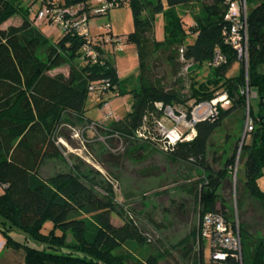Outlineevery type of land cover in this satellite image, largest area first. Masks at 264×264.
Returning <instances> with one entry per match:
<instances>
[{
  "label": "trees",
  "instance_id": "16d2710c",
  "mask_svg": "<svg viewBox=\"0 0 264 264\" xmlns=\"http://www.w3.org/2000/svg\"><path fill=\"white\" fill-rule=\"evenodd\" d=\"M55 8L78 7V20L88 22L102 15L92 14L94 0H53ZM113 7L128 5L133 29L124 39L107 32L111 46L130 45L135 48L138 73L137 89H129V112L105 129L103 134L116 135L125 150L144 149V145L160 149L173 162L191 164L203 173V179L192 184L198 206L199 223L193 236L199 243L197 264H264V239L250 242L248 235L236 226L233 213L227 214L218 190L235 166L239 149L243 156L241 190L249 197L264 200L257 179L264 165V0H245L247 13L245 32L246 59H239L226 41L232 22L226 19L229 6L224 0H110ZM183 7L192 17L187 25L177 17L174 9ZM32 3L27 0H0V27L13 16H19V27L0 28V236L3 247L22 250L25 264H135L123 254H117L126 243H147L142 231L130 219L116 226L111 216L122 217L111 188H99L92 179L74 170L59 172L43 178L40 169L47 159H56L60 152L56 145L57 132L64 117H83L88 96L112 92L120 96L127 92L117 76L111 55L100 44L93 45L89 34H79L74 27L59 32L50 42L28 20ZM51 8V7H50ZM165 17L164 39L153 37V19ZM69 19L68 16L64 17ZM193 36L191 44L184 40ZM101 42L104 39H99ZM89 45L96 53L95 60L85 56L82 49ZM41 50V51H40ZM222 61L214 65L215 57ZM192 67L205 68L210 77L197 81L193 77L188 94L165 89L162 79L155 78L158 62L170 68L179 61ZM238 71L228 76L231 67ZM68 65L66 75L49 72ZM255 88L260 100L259 111L249 116L254 129L249 140L241 144L242 132L231 155L212 157L213 164H221L215 171L207 161L210 141L223 122L241 112L244 121L246 100L241 90ZM93 88V91H90ZM225 94L226 108L217 106V114L193 124L194 136L167 144L156 132L155 123L163 118L165 107L186 111L190 120L193 106L210 102ZM192 101V105L188 103ZM91 122L89 119H86ZM243 123V122H242ZM230 135H226L229 139ZM103 190V194L96 191ZM221 210H217V205ZM206 214L223 218L232 234H238L239 253L220 249L223 258H213L209 242L213 237L201 235ZM45 223L50 228L42 232ZM21 236L17 241L12 234ZM213 235V233H212ZM205 244L209 258L205 260ZM144 264H157L153 256Z\"/></svg>",
  "mask_w": 264,
  "mask_h": 264
},
{
  "label": "rangeland",
  "instance_id": "374dc122",
  "mask_svg": "<svg viewBox=\"0 0 264 264\" xmlns=\"http://www.w3.org/2000/svg\"><path fill=\"white\" fill-rule=\"evenodd\" d=\"M162 4L165 12L167 10L165 0H162ZM36 8L35 6L33 9L34 13ZM174 13L187 25L192 23V17L185 8L177 7ZM9 20L12 21V25L18 27L22 23L19 16H13ZM28 20H33L32 13ZM107 25L108 31L105 27ZM164 25V14L155 15L153 37L157 42L164 39ZM33 26L50 42L58 39L59 32L55 27L38 20L33 22ZM0 28L3 29L2 26ZM87 29L92 44H100L104 52L111 55L118 79L126 87L127 92L120 96L112 92L103 95L94 92L86 100L83 117H64V123L60 126L56 138L60 156L56 159H47L40 169V175L46 179L59 172L74 170L95 181L99 188H111L114 201L123 213L122 217L113 214L112 223L120 226L123 218L130 219L147 239L144 245L128 242L116 252L117 254L129 256L135 264H144L151 256L157 259V264H197L199 243L192 234L195 235L197 231L199 215L191 187L195 181L203 179L204 173L191 164L170 161L160 149L147 144L142 150L126 151L123 142L104 139V129L129 112L132 101L129 89H137L138 62L135 48L130 45L111 46L105 42L109 36L107 32L122 39L132 32L129 6H120L105 16L90 19ZM102 38L103 42L99 40ZM193 41L194 37L188 36L184 43L191 44ZM157 64L155 78L163 80L165 89L176 90L186 95L192 77L197 81H204L210 77L207 69L192 67L189 62L182 60L179 61V66L172 69L164 61ZM68 70V65H62L51 70L49 74L66 75ZM237 71L238 65L234 64L228 76H234ZM259 72L264 74V65L260 66ZM259 104L255 88L248 89V105L253 115L258 113ZM104 105H107L106 110L102 109ZM188 105H192V101ZM172 110L186 113L184 109L178 107ZM104 111L109 112L106 119ZM86 119L101 125V128L85 129L88 123ZM159 121L165 124L172 138L182 134L183 140L187 141L194 136V131L185 123L175 125L163 118ZM242 122L241 112H237L224 121L212 136L207 161L213 170H219L224 158L231 155L234 144L243 130ZM227 134L230 135L229 139L226 137ZM219 155H223L221 164H213L212 157ZM235 156V166L217 193L227 214L233 213L236 226L248 235L250 242L257 243L264 239V200L249 197L241 190L243 156L239 149ZM257 186L264 193V165L257 179ZM99 188H96V191L103 194V190ZM217 210H221L219 204ZM50 226V223H45L42 232H46ZM12 237L22 241L21 236L16 233L12 234ZM204 252L205 260H208V244H205ZM0 264H25L23 251L4 248L0 255Z\"/></svg>",
  "mask_w": 264,
  "mask_h": 264
},
{
  "label": "built area",
  "instance_id": "2783aa9c",
  "mask_svg": "<svg viewBox=\"0 0 264 264\" xmlns=\"http://www.w3.org/2000/svg\"><path fill=\"white\" fill-rule=\"evenodd\" d=\"M32 3V10L29 15L32 13L35 16V21H41L44 24L55 27L58 32L64 31L67 28L74 27L79 34H88L87 23L84 18L78 20L77 11L78 7H64V8H55L52 6L54 4L53 0H27ZM52 2V5L49 4ZM224 3L229 6V11L226 16V19L232 22L229 34L226 38V41L232 46L236 51L238 58L246 59V49H247V39L245 32V18L247 13L245 0H224ZM36 8L34 13L33 9ZM51 7V8H50ZM113 7V3L110 0H94L92 3V14L105 16L108 14ZM68 16L69 19L65 20L64 17ZM106 31H108V25L105 26ZM106 43H109L108 38L105 39ZM86 57L91 60H95L96 53L94 49L89 45H86L82 49ZM222 57L217 55L214 59L213 64L218 65L222 61ZM90 91H93V88H90ZM241 94L245 97L246 100V110L245 118L243 121V132L241 137V144L244 141H248L250 134L254 129V123L252 118L249 116V105H248V87L245 86L241 90ZM229 102L225 94L218 96L210 102L200 103L196 105L193 111L190 113V120L187 119L186 113L181 111H173L169 107H165L163 111V119L167 120L171 124L179 125L180 123H185L191 127L194 123L208 119L217 114V106L221 108H226ZM107 105H104L102 109L106 110ZM105 112V111H104ZM109 115V112H105L104 118L106 119ZM104 123V122H102ZM99 129L101 125L91 121L87 123L85 129ZM103 128V127H102ZM106 129V128H105ZM104 129V131H105ZM155 130L158 135H161L163 140L167 144H174L177 141L183 140L182 134L175 135L172 138L169 135V131L166 128L165 124L162 121H157L155 123ZM104 136V135H103ZM105 140L118 139L116 135H106L104 136ZM213 233V235H212ZM201 235L206 238L213 237V240L209 242V246L212 249L213 258H223L220 254V249L233 250L239 253L240 251V242L238 234H232L229 231L228 227L225 225L223 218L215 214H206L202 221L201 226Z\"/></svg>",
  "mask_w": 264,
  "mask_h": 264
},
{
  "label": "crops",
  "instance_id": "0c3cea01",
  "mask_svg": "<svg viewBox=\"0 0 264 264\" xmlns=\"http://www.w3.org/2000/svg\"><path fill=\"white\" fill-rule=\"evenodd\" d=\"M11 22H12V21L7 20L5 23L2 24V28H3V29H6V28H8V27H18V25H12ZM0 188H1V187H0ZM1 189H2V188H1ZM3 249H4V247H3V240H2V238H1V236H0V255H1Z\"/></svg>",
  "mask_w": 264,
  "mask_h": 264
}]
</instances>
